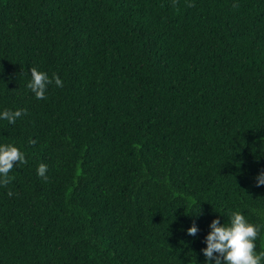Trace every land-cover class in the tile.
Returning a JSON list of instances; mask_svg holds the SVG:
<instances>
[{"label": "trees", "instance_id": "1", "mask_svg": "<svg viewBox=\"0 0 264 264\" xmlns=\"http://www.w3.org/2000/svg\"><path fill=\"white\" fill-rule=\"evenodd\" d=\"M5 109L0 264H205L212 220L264 226V0H0Z\"/></svg>", "mask_w": 264, "mask_h": 264}, {"label": "clouds", "instance_id": "2", "mask_svg": "<svg viewBox=\"0 0 264 264\" xmlns=\"http://www.w3.org/2000/svg\"><path fill=\"white\" fill-rule=\"evenodd\" d=\"M55 83L57 87H63L60 77L53 76L51 79L47 73L38 71L35 68L30 70V79L27 88L34 94L37 100L45 98L49 85ZM25 113L22 110L0 111V121L6 120L9 124H15L17 119ZM25 161V155L13 144L0 143V186H6L10 182L9 173ZM47 165L40 164L37 168V176L47 179ZM256 185H264V172L257 175ZM12 196V193H8ZM264 226L251 222L239 211L229 214L228 223L221 224L220 219H214L209 225L210 231L205 236L202 254L205 257V264H264V252L256 251L255 241ZM199 231L193 225L187 230V234L195 236Z\"/></svg>", "mask_w": 264, "mask_h": 264}]
</instances>
